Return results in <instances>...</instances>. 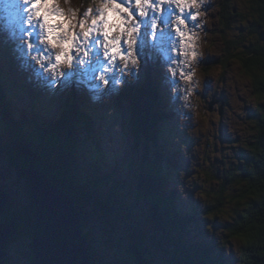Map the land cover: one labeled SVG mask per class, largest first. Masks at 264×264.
<instances>
[{
    "label": "rangeland",
    "instance_id": "1",
    "mask_svg": "<svg viewBox=\"0 0 264 264\" xmlns=\"http://www.w3.org/2000/svg\"><path fill=\"white\" fill-rule=\"evenodd\" d=\"M221 1L209 0L212 7L204 17L209 23H205L204 31L199 32L198 51L203 50L204 55L201 59L204 61H226L229 56L226 52L225 40L221 34L222 23L219 7ZM229 3L231 10L235 13V20L232 28L227 30L226 40L230 44V51L228 50V52L236 53L237 49L247 47L254 41H247L251 21H249L248 28L240 24L239 21L245 17L241 14L239 5L234 0H229ZM98 4L99 0H96V5ZM6 6L10 7L9 0H0V67L5 80L3 86L8 92V97H27L34 108L50 107L68 114L72 106L73 115L76 109H80L86 116L91 115L93 131L98 137L97 143L94 144L97 149L102 148L106 140L118 143L121 138H126L129 167L124 174L119 170L112 174L116 181L121 182L119 183L120 186H123L124 182H128L133 190L140 182V173L132 165L133 162L142 159L145 153V146L141 144L143 140L141 138L139 141L136 139L133 127L142 116L139 114L135 116L137 114L136 107L142 109V102L146 101L148 96L149 99L151 96L153 99L158 98L159 100L161 97L163 108L166 111L165 119L167 118V120L158 122L156 132L161 130L160 138L165 142L162 146L163 151L167 155L178 152L175 153V156H179L180 159L177 173L168 179L170 181L169 186L172 189L173 177H175L177 181L175 189L179 196L182 186L179 181L180 178H183L182 184L185 191L191 190V186L195 184L196 193L205 192L212 200H215V203L204 201L196 195V198L202 201L205 207L209 208L219 201L222 202L219 210L227 207L234 212L235 215L230 221H224L221 217H217L215 231L223 229L222 234L227 239L231 231L230 228L234 227L239 220L238 215H246L245 207L230 203V198L235 199L242 195L243 188L237 187V184L227 180L231 179L229 173L238 174L237 165L242 161V154L246 152L248 144L253 142L256 134V123L250 122L252 116L247 110L250 109L256 114L259 113V102L247 103L249 97L255 95L252 81H246L245 77L241 76V73H244L243 66H234L235 61H233L230 62L226 71H222L218 76H213L207 67L203 66L206 63L195 62V65L192 66L198 70V75L193 79L198 83L191 86L194 95L188 98L189 107L183 106L185 101L182 98L184 88L188 87L187 83L180 81L182 86L180 89L181 98H177L164 68L166 57H162L151 47L145 48V65L141 67L138 79L130 74H125L121 84L104 86L100 92L96 91L97 82L86 76L73 77L71 82L67 84L49 83L43 78L47 73H41L37 61L29 58L30 55L37 56V54L34 51L29 53L24 47L26 41L22 42L19 39L18 18L14 17V14H10ZM89 6H94L93 0H67V2L60 0V7L65 10L66 14L68 9H72L77 11L78 18H82L84 9ZM53 20H55V24L60 22V18L53 17L51 22ZM205 45L217 46L220 54L217 55ZM40 59L37 57V60ZM218 66L222 65H216L211 69ZM201 74H203L202 79H200ZM117 75H119L118 70ZM209 79L212 81L211 88L206 87ZM26 82L32 83L33 87L27 86ZM148 87L149 91H147ZM108 89L111 91L108 94H103ZM245 89L248 91L245 92ZM37 97L40 99L34 101L33 99ZM197 97L199 101L196 100ZM197 112L208 117L207 124L202 116H197ZM217 116L219 117L218 120L215 119ZM72 118L74 121L77 120L74 116ZM3 128L6 129L0 119V187L6 188V191L9 192L12 200L11 205L9 204L11 213L16 214L25 209L28 203L27 189L25 181L19 177L16 171L17 168L9 162V152L6 149L9 132L6 129L7 133ZM90 144L91 142L87 139L84 140L79 148L80 155L92 151ZM152 144L157 146L160 151V143L157 139ZM101 158L103 159L102 155ZM97 160H99L98 157ZM90 165H92L91 161L86 162L85 168ZM216 181H220V183L217 184ZM142 203L143 200L137 203L138 217L148 215L142 207ZM132 207L134 206L132 205ZM122 211L123 209H119L114 214L110 213V215L113 214L111 217L115 218L113 225H117L113 228L114 230L111 227L113 220L110 217L108 224H106L108 228L105 225L92 223L85 229L86 234H90L91 249L97 264H128L130 260L137 264L135 259L130 258L127 251L128 238L133 235L137 226L133 225L134 220H127L133 222L130 224L126 222V219L121 216ZM121 225L127 227L126 232L120 231ZM22 226L23 224L19 229ZM98 235H103V244L97 245L95 243V238ZM216 239L218 241V238ZM122 241H126V243L122 244ZM228 242L231 244L230 240ZM27 245L21 243L20 239L12 242L11 245L9 244L8 249L10 246H15L17 254L16 256H9L6 259V264H29L28 257H26L28 256ZM244 248L241 245L240 252L233 250L232 260L229 264H243ZM151 250H153L155 264L158 262L170 264L167 256L156 249L152 248Z\"/></svg>",
    "mask_w": 264,
    "mask_h": 264
},
{
    "label": "snow or ice",
    "instance_id": "2",
    "mask_svg": "<svg viewBox=\"0 0 264 264\" xmlns=\"http://www.w3.org/2000/svg\"><path fill=\"white\" fill-rule=\"evenodd\" d=\"M9 3L20 25L19 39L26 41L24 47L29 53L34 51L37 54L29 58L37 61L42 73H47L43 78L49 83L67 84L73 77L86 76L97 82L96 91L100 92L104 86L121 84L125 74L138 79L139 71L145 65V48L151 47L166 57L164 68L177 98H181L180 81L187 83L182 98L185 101L183 106L189 107L191 86L198 83L193 79L196 75L193 62L211 63L201 59L198 51L199 32L204 31V17L212 7L209 0H99L98 5L93 0L94 6L85 8L82 18H78L77 11L72 9H68L66 14L60 7V0H9ZM53 17L60 18V22L52 24ZM37 57L41 59L37 60ZM211 84L209 79L206 87L211 88ZM110 91L108 89L103 94ZM4 103H11L12 117L21 132L17 145L21 157L32 153L30 146L37 143L41 148L40 153L46 149L52 154L59 144L68 143L72 151L63 162L69 170H74V174L80 173L82 164L88 161H91L94 170L93 179L99 185H104L110 179V174L117 170L122 174L127 172L126 138H121L118 143L106 140L100 149L91 143L92 151L82 157L78 145L73 144V134L78 140H84L87 133L70 114L50 107L34 108L24 96L12 97ZM247 111L252 116L251 123L264 125V117L250 109ZM258 112L264 113V100L259 102ZM141 144L146 151L143 158L133 162L132 166L139 170L142 191L147 189L143 193L142 207L148 215L137 217L135 226L150 231L153 223L148 216L155 208L177 245L193 256L188 264H229L232 253H226L215 236L218 216L214 220L205 218V213L216 210L205 207L196 198L195 184L191 190L185 191L183 178H180L183 191L180 190L177 197L180 208L189 215L191 222L183 229H177L168 222L165 209L152 187L151 159L154 152L148 149H155L156 146L149 142L147 133ZM251 150L254 152L255 148ZM98 155L103 157L99 167L95 163ZM261 155L264 156V149ZM261 174H264V164L261 165ZM77 179L81 183H89L86 176L77 175ZM176 183L173 177V190ZM0 221L5 224L9 222L7 212ZM120 231L126 232L127 227L121 225ZM27 233L25 228L20 242L31 245L35 240ZM95 243L103 244V235H98ZM205 251L208 254L201 255Z\"/></svg>",
    "mask_w": 264,
    "mask_h": 264
},
{
    "label": "trees",
    "instance_id": "3",
    "mask_svg": "<svg viewBox=\"0 0 264 264\" xmlns=\"http://www.w3.org/2000/svg\"><path fill=\"white\" fill-rule=\"evenodd\" d=\"M262 3H264V0H262ZM219 7L221 10V23L223 24L221 34L225 40V44L227 46L226 52L229 54V56L226 61H211V63H206L203 65L204 67H207L208 71L220 64L223 66V71H226L230 62L235 61L234 53L228 52V50L230 51V44L226 40L227 30H230L234 24V11L231 10L229 0H222L219 4ZM253 11H257V9H253ZM250 23L251 25L248 29V34L251 35L254 32L259 37V39L250 43L249 46L243 47L244 52L247 53L248 57L255 58L254 60L242 61L244 70L245 68H249V65L253 63L259 69L261 61L264 60V25H261L255 21H251ZM4 81V76L0 67V119L1 123L9 132L8 133L7 130L3 128L9 134L8 144L6 145V149L9 152V162H11L12 166L17 168L16 171L19 176H25L24 171L27 167L34 166L38 168L45 176L48 177L50 182L55 187H57L62 192L70 194L75 199V204L82 219V233L90 242V254L93 258L94 264H97L96 257L91 249L92 241L90 239V234H86L85 229H87L90 224L92 225V223H98V225L100 224L107 226L106 224H108L111 218L113 220L111 221V227L112 230H114L113 228L117 225H113L115 218L111 217V215L119 211V209H123L121 216L126 219V222L129 224L133 223L127 220L133 221L138 217L139 214L136 210L137 203L143 200V193L146 192L147 189L145 188L142 191L141 179L134 190L128 184V182H124V185L120 186L119 183L121 182L116 181L113 174H110V179L104 185H99L93 179L94 170L92 165H90L88 168H85L86 163L82 164L80 173L74 174V170H69L66 164L63 162L72 151V146L68 143L59 144L56 147L54 154L48 152L46 149L40 153L41 148L37 143L30 146L32 153H28L27 155L21 157V154L17 148V145L20 142L21 132L17 126V122L12 117L13 107L11 103H4L10 100L8 97V92L3 86ZM251 81L253 83L254 95H256L257 92H264V80L256 79ZM147 91H149V87ZM39 99L40 98L37 97L33 100L38 101ZM146 99V101L142 102V109L136 107L137 114L135 116L138 114L142 116L140 121L133 126L135 137L138 139V141L140 138L144 141L145 137L141 132V130H143L147 133V139L149 142L154 143L155 139L159 141L160 151L157 146L155 149H151L150 147L148 149L154 152L151 159V178L153 191L158 197L159 203L163 205L165 209L168 222L177 229H183L191 222V220L189 215L184 213V211H182L180 208L177 199L178 192L176 189L172 190L170 188V181L168 180L172 175L177 173L180 159L179 156H175V153L178 152L168 153L167 155L163 151L162 146L165 142H163V140L160 138L161 130L156 132V129H158V122L160 123L161 121H165L166 113L163 108L164 106L162 104V98L160 97L159 100L158 98L153 99L150 96L149 99L148 96ZM34 101L33 104L35 103ZM72 110L73 109L71 106L68 114L76 117L77 120L75 122L86 131L87 136L85 139H87V141L91 142L92 144L97 143L98 137H96L93 131L91 115L86 116L80 109H78L79 111L76 109V112H74L73 115ZM256 115L264 117V113H258ZM84 140H78L76 135L73 134V144H77L78 148L82 146ZM253 148H255L254 152L251 150ZM262 149H264V125L257 122L254 140L252 143L248 144L246 152L242 154V161H240L237 165L236 171H238V174L229 173V175H231L232 181L231 179L227 180L235 184H243V190L241 191L242 194L251 190L249 185H251L253 188L264 191V174H261V165L264 164V156L261 155ZM85 155L81 156L84 157ZM98 158L99 160H97L95 163L99 167L102 165L103 159L101 158V155H98ZM77 175L88 177L89 183H81L77 179ZM26 189L28 203L25 209L18 211L16 214L11 213V206H9L7 209L9 218L19 215L23 221V226L21 229H19L18 236L9 242L10 245L12 242H16L20 239V236L25 228L28 230L27 234L33 237L35 223L33 215L35 213V208L28 184H26ZM11 202L12 200L10 198V205ZM221 203L218 201L209 208L219 211V206ZM127 204H129L128 207ZM248 204L250 207L246 208V215H238L239 220L236 222L234 227L230 228L232 231H230V233L243 231L244 228L247 227V225L253 220H255L258 224L264 223V198L261 200H252L249 198ZM132 205L134 207H132ZM110 213L113 214L110 215ZM149 219L153 223V228L150 231H143L137 227L135 228L133 235H130L128 238L127 242L129 245L127 251L130 258L136 260L135 252L138 251L147 261H149L150 264H155L153 250H151L153 248L154 250L156 249L161 254L167 256L170 264H188V262L193 259V256L186 253L185 250L177 245L175 240L172 238L168 227L160 220L159 213L155 208L152 209ZM0 223L3 222L0 221ZM27 246L28 256L26 257H28L29 264H34L32 244H28ZM243 251V264H249V262H251V264H264V256L259 255L260 252L264 251V247L253 246L244 248ZM207 254V251L201 253V255ZM245 257H247V259H245Z\"/></svg>",
    "mask_w": 264,
    "mask_h": 264
},
{
    "label": "water",
    "instance_id": "4",
    "mask_svg": "<svg viewBox=\"0 0 264 264\" xmlns=\"http://www.w3.org/2000/svg\"><path fill=\"white\" fill-rule=\"evenodd\" d=\"M141 132L143 136L146 133ZM24 172L25 176L19 177L29 185L35 208L34 264H94L75 199L55 187L38 168L30 166ZM9 204V193L0 187V218ZM21 224L19 215L10 217L7 224L0 223V259L8 258V244L18 236ZM135 258L137 264H149L138 251Z\"/></svg>",
    "mask_w": 264,
    "mask_h": 264
},
{
    "label": "clouds",
    "instance_id": "5",
    "mask_svg": "<svg viewBox=\"0 0 264 264\" xmlns=\"http://www.w3.org/2000/svg\"><path fill=\"white\" fill-rule=\"evenodd\" d=\"M205 2H207V0H205ZM234 2L239 5L241 14L245 17L244 19H241L239 21V23L244 25L245 28L249 27V21H255L261 25H264V3H262V0H234ZM253 9H257V11H253ZM203 15L204 14L202 13V16ZM205 23H209V21L205 20ZM236 35H239V33H236ZM258 39L259 37L254 32L251 35H248L247 37V41H257ZM205 46L217 55L220 54V51L217 46ZM199 52L201 53V55H204L203 50H200ZM234 58V66L241 67L243 66L242 61L255 59L252 57H248L247 53L244 52L243 48L237 49L236 53H234ZM194 65L195 61L193 62V66ZM222 71L223 66H218L217 68L210 69L209 73L213 76H218ZM195 73V76H197L198 70L195 69ZM241 76H244L246 81L256 79L264 80V60L261 61L259 69L255 66L254 63L250 64L249 68H245L244 73H241ZM202 78L203 74L200 75V79ZM197 87H199V85H197ZM247 91L248 90L245 89V92ZM191 95H194V92H192ZM196 100L199 101V98L197 97ZM249 100L251 102H260L261 100H264V92H257L255 96L249 97ZM197 116H202V114L200 112H197ZM202 118L207 124L208 117L202 116ZM215 119L218 120L219 117L217 116L215 117ZM216 183L219 184L220 181H216ZM237 187L242 188L243 184H237ZM249 188L251 190L242 194L241 196L235 199L230 198V203L233 205H242L243 207L248 208L250 207V205L248 204L249 198H251L252 200H261L262 198H264V191L259 190L257 188H253L251 185H249ZM180 190L183 191V188H181ZM197 196L202 198L204 201H211L212 203H215V200H212L211 197L205 192H199L197 193ZM234 215V212H232L229 208L225 207L220 209L219 211L205 213V218L209 220H214L217 216H219L224 221H230ZM209 231H212L211 225H209ZM223 231V229H221L220 231H215V236L216 238H218V243L225 249L226 253H233V250H235L236 252H240L241 245H243L245 248L253 246L264 247V223L258 224L255 220H253L247 225V227L244 228L243 231L229 233L227 239H225V236L222 234ZM229 240L231 241V244H229ZM16 254L17 252L15 246H10L8 249V255L16 256ZM259 255L264 256V251L260 252ZM245 259H247V257H245ZM0 264H6L5 258L0 259ZM128 264H134V261L130 260ZM158 264H162V262H158ZM249 264H251V262H249Z\"/></svg>",
    "mask_w": 264,
    "mask_h": 264
},
{
    "label": "bare ground",
    "instance_id": "6",
    "mask_svg": "<svg viewBox=\"0 0 264 264\" xmlns=\"http://www.w3.org/2000/svg\"><path fill=\"white\" fill-rule=\"evenodd\" d=\"M2 2H3V1H2ZM4 5H5V4H4ZM6 7H7V6H6ZM2 9H3V8H2ZM7 11L10 12V14H14V17H17V16L15 15V13L11 10V5H10L9 8L7 7ZM6 17H7V16H6ZM55 20H56V19H55ZM55 20H53L52 22L54 23ZM52 22H51V23H52ZM53 23H52V24H53ZM57 24H58V23H57ZM54 25H55V23H54ZM45 63H47V61H45ZM36 70H37V69H36ZM41 73H42V72H41ZM39 77H40V76H39ZM13 80H14V79H13ZM77 81H78V80H77ZM31 82H32V81H31ZM26 83H27V82H26ZM34 84H35V83H34ZM37 85H38V84H37ZM49 85H50V84H49ZM27 86L33 87V84H32V83H30V84L27 83ZM34 86H35V85H34ZM33 89H34V88H33ZM35 89H36V88H35ZM38 93H39V92H38ZM40 93H41V92H40ZM28 94H29V93H28ZM76 105H77V104H76ZM165 112H166V111H165ZM165 120H167V118H166ZM144 136H145V135H144Z\"/></svg>",
    "mask_w": 264,
    "mask_h": 264
}]
</instances>
